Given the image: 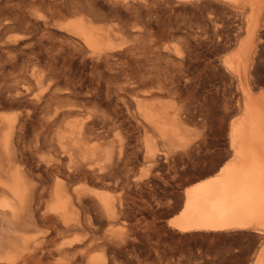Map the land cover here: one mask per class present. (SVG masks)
<instances>
[{
    "label": "bare ground",
    "instance_id": "6f19581e",
    "mask_svg": "<svg viewBox=\"0 0 264 264\" xmlns=\"http://www.w3.org/2000/svg\"><path fill=\"white\" fill-rule=\"evenodd\" d=\"M30 1L0 0V12L3 5L25 6ZM173 1L178 6L198 0ZM220 1L243 9L246 16L239 32L241 41L222 60L237 79L243 112L230 125V159L186 182L183 201L168 226L180 233L250 229L264 234V87L255 72L258 48L264 41V0ZM108 2L115 6L122 3L136 12L145 30L151 25L161 31L175 28L166 21L165 11L146 0H141L144 5H136V0ZM172 2L166 1L167 5ZM94 3L72 0L67 12L72 18L58 23L57 31L51 33L57 39L27 37L34 41L29 51L42 62L41 69L29 77L14 75L17 43L24 37L0 38V264H113L106 250H93L92 210L98 209L111 221L117 218L118 206L108 193L91 184L114 179L138 186L143 176L124 166L126 158L122 156L112 161L115 147L102 143L108 125L154 130L158 140L145 139L147 156L154 161L160 153L158 141L170 150L189 148V127L182 108L175 103L147 102L149 97L163 95L161 89L167 82L144 80V67L139 70L140 64L153 62L163 52L178 63L181 50L175 48L173 56L169 48L155 46V41L154 45L146 38L150 43L139 42L146 36L142 25L126 32L116 23L102 22ZM40 12H34L36 20L44 19ZM30 21L26 15L22 20ZM2 28L0 23V35ZM126 65L135 67L130 71ZM117 77L130 79L131 85L138 77L143 79L147 87L134 95L136 109L122 111L118 98L113 113L95 112L96 107L90 105L112 103L113 92L126 90L116 86L113 91ZM15 105L25 106L24 114L2 111ZM46 176L53 179L50 188L45 185ZM44 226L47 231L40 229ZM261 238L247 263L264 264V236Z\"/></svg>",
    "mask_w": 264,
    "mask_h": 264
},
{
    "label": "rangeland",
    "instance_id": "374dc122",
    "mask_svg": "<svg viewBox=\"0 0 264 264\" xmlns=\"http://www.w3.org/2000/svg\"><path fill=\"white\" fill-rule=\"evenodd\" d=\"M39 1L31 0L25 6L10 3L3 5L5 8L2 13L0 12V23L4 25L0 38L6 40L7 37H24L17 43L18 60L15 69L17 73L14 71V75L18 79L22 76L29 77L32 71L38 72L42 66L40 58L29 51L34 41H29L27 37L33 35L34 38H40L42 35H48L53 40L57 39L51 33L57 31L55 29L58 23L72 18L68 15L72 0ZM136 1L138 3L136 5H144L141 0ZM166 1L168 0H146L148 5L153 4L156 9L159 7L158 10L165 11L166 21H171L175 28L172 31L168 29L161 31L155 25H151L152 28H147V32L137 13L124 4L117 3L115 6L108 0H92L93 3L96 2L94 4L98 7V14L103 17L102 22L116 23L124 31L127 30L126 32L142 25L140 26L144 28L142 35L146 36L144 39L140 38L139 42L147 44L155 41V46L161 50L169 48L167 51L170 50L173 56L176 54L175 48L181 50L182 56L178 63L173 62L169 55L163 52L164 54L157 55L153 62L140 64L139 70L144 67L141 69L144 70L143 74L146 73L144 80L157 79L167 82V87L161 89L165 93L149 97L147 102L156 100L162 103H175L181 107L189 127L190 140L189 148L172 147L174 150L158 141V150L161 154L159 153L154 161L147 156L145 149L147 137L158 140L154 130L149 128H147L149 132L145 128L135 130L133 125L128 124H126L128 128L126 125L112 128L115 126L111 124L109 128L108 125L105 135L107 142L103 139L102 143L105 145L111 143L110 145L115 147L111 160L115 161L118 156L126 158L124 166L134 168L133 172L143 177L138 186L123 185L114 179L109 183L91 184L92 187L108 193L119 210L117 218L111 221L98 209L92 210L95 216L93 250H106L113 264H249L248 259L263 240L261 236L264 234L260 232L256 233L250 229H225L180 233L168 226L169 219L178 213L175 209L183 201L182 193L187 187L186 182L194 177H201L221 160L230 159V125L232 121H237L236 119L242 116L243 99L237 79L227 71L222 60L230 56L235 51L234 46L241 41L239 32L246 16L243 9L220 0H198L178 6L172 0V4L167 5ZM37 10L45 16L44 19H35L34 12ZM25 15L31 19L30 25L28 22H22ZM5 20H9V24H4ZM151 29L153 33L149 32ZM145 32L148 35L150 33L149 37ZM255 63V72L260 75L262 80L260 85L264 87V41L258 48ZM126 66L130 71L135 67ZM119 79L117 77L116 82L114 80L113 91L116 86H124L126 90L130 87L129 91L120 89L117 92L112 91L114 94L112 103H96L97 105L94 103L90 108L96 107L95 112L99 114L104 111L107 114L113 113L119 98L118 108L126 113L127 108L130 112L134 111L136 109L134 95L142 93L147 86L140 77L135 79L136 81L131 80L136 82L133 85L128 83L130 79L124 80V77ZM123 81L125 85L130 86H125ZM15 106L6 107V110L2 111L24 114L25 106ZM135 151L136 158L133 154ZM44 179L45 185L50 188L53 184L52 177L46 176ZM40 229L47 231L48 227Z\"/></svg>",
    "mask_w": 264,
    "mask_h": 264
}]
</instances>
